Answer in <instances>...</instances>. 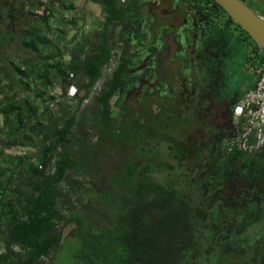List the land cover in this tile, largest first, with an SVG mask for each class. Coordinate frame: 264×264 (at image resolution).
<instances>
[{"label": "trees", "instance_id": "obj_1", "mask_svg": "<svg viewBox=\"0 0 264 264\" xmlns=\"http://www.w3.org/2000/svg\"><path fill=\"white\" fill-rule=\"evenodd\" d=\"M74 1L49 0L42 7L45 22L34 19L25 27L20 45L29 52H38L39 59L30 62L24 57L19 64H12L20 86H10L8 79L0 78V264H35L42 257L51 264L63 244V219L75 225L73 234L76 232L79 242L72 258L78 259L77 264H193L187 259V252L195 228L189 206L176 187L156 183L145 173L139 177V166L131 155H125L116 166L111 165L109 171L104 168L108 157L120 155L116 145L124 146L135 138L142 140L140 125L130 124L127 113L118 120L109 110L114 93L128 83L124 72L129 63L122 61L104 74L114 52L109 26L116 23L143 35L138 27V0H101L102 30L94 33L92 42L79 38L67 49L64 30L54 37L48 35V17L55 7L73 9ZM194 2L214 12H225L215 0ZM225 14V25L241 28ZM6 39L1 38L0 47ZM73 76H78L79 82ZM53 84L60 86L59 95L51 93ZM98 84L97 91L94 88ZM71 85L76 86V92L68 96ZM80 90L82 93L78 94ZM93 91H97L94 96ZM66 96L76 99L68 112L58 101ZM89 97L94 104L90 126L99 138L86 141L77 137L71 143L69 135L76 113ZM56 102L63 116L52 111ZM40 107L44 113L36 116ZM15 145H35L40 152L34 159L6 152ZM68 170L79 176L100 171L110 174L114 186H107L103 195L114 216L110 225L88 223L87 214L65 208L59 183ZM79 191L92 193L93 188L80 187ZM61 209L66 210L67 216L62 218Z\"/></svg>", "mask_w": 264, "mask_h": 264}, {"label": "flooded vegetation", "instance_id": "obj_2", "mask_svg": "<svg viewBox=\"0 0 264 264\" xmlns=\"http://www.w3.org/2000/svg\"><path fill=\"white\" fill-rule=\"evenodd\" d=\"M185 1L181 25L192 31L193 39L189 36L183 48L178 46L183 55L180 61L183 70L178 73L179 90L175 92L176 96L173 93L166 95L168 100L175 96V112L170 114L167 100L164 106L160 105L159 114L151 108V103L144 106L154 91L159 94L153 86L143 87L134 108L116 101L115 117L120 120L123 113H127L130 124L140 125L138 131L142 137L141 141L136 138L130 141L132 149H126L124 154L131 155L139 166V177L145 173L156 183L175 186L188 204L195 236L187 259L193 264H264V148L247 153L227 147L239 131L240 118L233 115L234 103L254 86L264 66V49L242 27L225 25V12H214L194 0ZM241 1L264 18V0ZM38 2L0 0V40L7 38L4 46L17 35H23L25 27L34 20L26 16L33 13L29 5L38 7ZM25 4L29 10L24 9ZM146 10L142 14L139 7L140 29L142 25L148 27L154 22H162L163 18L156 17L151 6ZM163 10L169 20L168 10L166 7ZM21 20L25 25L18 30L16 25ZM221 21L219 32H215L214 26ZM130 32L135 36L134 30ZM143 39L140 35L131 40L139 41L142 46ZM161 41L159 46L156 42L152 44L155 49L150 45L148 53L144 54L145 58L153 57L145 66L143 76L155 74L163 67ZM186 48H189L187 55L184 54ZM238 60L241 65L237 63V67L235 62ZM152 113L160 119L159 132L152 129L155 117ZM173 125L179 130L192 128L194 133L196 130L201 132L200 141L189 157L180 152L193 140L189 135L179 145L172 142L168 127ZM132 135L135 136V132ZM116 150L119 153V149ZM235 150L244 153L236 155Z\"/></svg>", "mask_w": 264, "mask_h": 264}, {"label": "rangeland", "instance_id": "obj_3", "mask_svg": "<svg viewBox=\"0 0 264 264\" xmlns=\"http://www.w3.org/2000/svg\"><path fill=\"white\" fill-rule=\"evenodd\" d=\"M100 1L101 0H75L74 8L66 11L62 10L60 7H55L53 12L50 13V16L48 17V24L50 26L48 35L54 37L57 33H59L60 30H64L66 43L65 46L67 47V49H70L74 45V42L79 38H85L87 40V43L92 42L94 33L102 30L101 24L103 22V15L101 13ZM149 1L151 0H138L137 3L140 7L141 13H146L147 6H151L152 12L156 14V17L163 19L162 22H154L148 27L142 25V28L140 30V32H142L143 34L142 36L144 37L142 46L138 44L139 41H133L134 39L139 38L141 34L139 35L138 33H136L135 36H133L130 31L125 30L124 28L118 26L116 23H113L109 26V35L111 43L114 46V52L109 64L105 68L104 74H109L116 66L121 65L122 61H126L127 65L129 63L128 69L124 72L128 83L123 87L122 91L119 90L115 92L111 98V106L109 107V110L114 117L116 116V111H114V109L116 108L115 102L120 101L122 104H127V106L134 108L135 106H137L138 99L140 97V94L142 93V89L146 85L149 87L153 86L152 88L154 90H157L159 94L154 91L151 94V99L148 103L146 102L144 106H148L151 103L153 105L151 108H153L155 112L159 114L161 112L160 105L162 104L164 106L165 101L167 100L169 102L168 107L170 114H172L173 111L175 112L174 109L176 108V104L174 99L176 96L175 92L179 90L178 78L180 77L178 76V73L183 70L182 64L180 62L183 55L179 51L178 46H185L189 36L191 40L193 39L191 36L192 31H190L186 25H181L182 18L185 16L186 1L157 0L158 3H156V0L151 1L152 3H149ZM48 2L49 0H39L38 7L34 6V8H32V5H29L31 9L30 11H33V13L32 15L26 14V16L29 18L32 17V19H40L42 22H45V19L42 17V7ZM27 6L28 5L24 7L25 10H29L26 8ZM200 6H202V4H200ZM165 7L168 10V14H170L169 20H167L164 16L166 10H163V8ZM217 16L218 19H220L221 16ZM144 19L147 20V18L145 17ZM187 23L189 24V22ZM218 24V26H214L215 32H219L218 28L220 24H223V22L221 21V23ZM24 25L25 21L21 20L18 21L16 27L18 30H20L24 27ZM184 28H187L188 31ZM17 36L5 46L0 47V78L8 79L7 81L10 82V86L15 87H19L20 83L17 80V74L13 71L12 64H19L24 57H27L28 61L30 62H34L39 59V53L36 51L29 52L27 49L23 48L20 45V37ZM129 37L130 39H128ZM203 37L204 36H201L202 39ZM160 39H162L161 42H163V46L160 49L162 50L161 59L163 62V67L159 69V71H157V73L155 74L147 73L146 76H143L145 66L149 65V61L152 60L153 57V55L149 56L148 54L149 57L145 58L144 54L146 52L148 53L149 46L154 44L155 42L159 46ZM188 53L189 48H186L184 54L187 55ZM133 54L135 55L133 56ZM64 58H68V53L65 54ZM235 63H239L241 65L239 60ZM185 73H187V71H185ZM73 78L74 81L79 82L78 76H73ZM170 87L173 89H169ZM51 88V93L55 95H59L61 93V88L58 84H53ZM94 89L98 91L99 84L96 85ZM97 91H93L92 95L94 96ZM77 92H79L78 94H81L82 90ZM171 93H173V95L175 94V96L173 98L171 97L170 100H168L166 98V95H169ZM67 94L68 96H70L69 93ZM245 94L237 102L234 103V106L241 101ZM68 96H66V98L64 99H62L61 97L58 98L59 104L65 106L64 112L71 111L74 108L76 102L75 98H69ZM92 97L84 100L79 111L76 113V123L69 135L71 143L76 141L77 137H82L86 141H93L99 138V135L90 126V110L94 106ZM57 102L55 104V107H52V111L56 115L62 114L63 116L64 113L58 108L59 104ZM43 110V107H40L38 110H36V116L43 115ZM152 114L150 116L154 115ZM158 116L160 117V115ZM153 119L154 121H152V129H154L156 132H159L160 119H157V116L153 117ZM193 124L197 125L195 122ZM245 126V119L240 118L239 131L237 135L229 141L230 143H227V147L244 150L239 139L241 137V133L245 129ZM168 128H170V131L168 132L169 137L171 138L172 142L178 145L181 142L186 141V138L190 135V140H193V142H189V145H185L187 147L184 146L182 153L180 152V155L184 154L185 156L189 157V155L192 153V148H194L200 141L199 134L201 132L196 130V133H194V129L192 128L179 130L177 126L175 127V125ZM193 133L195 135H193ZM147 141L146 143L148 144ZM250 142L251 144H253V147L246 148L244 152L250 153L252 151L264 148V142L256 144V142L253 140V137H251ZM132 146L133 144L130 143H127L124 146L116 145V147L119 148L118 154L120 155L118 157H108L109 160L105 162L104 168L109 171V167L111 165L116 166L119 161L125 157L124 152H126V149H132ZM113 147H115V145H113ZM59 149L60 146L58 145V147H56V150L58 151ZM164 149H166V146H164ZM6 152L21 153L34 159L37 157L40 150L35 145H15L7 149ZM109 185L114 186L110 180V174H108L106 171L95 172L92 176H79L74 174L71 170H68L66 171L64 178L59 183V187L63 189V193L60 199L64 202L66 209L75 213H80L82 215L87 214L88 218L86 219L88 220V223L91 222L99 226L110 225L114 216L108 208V201L104 199L103 196L105 188ZM80 187L93 188V192H81L79 191ZM60 214L62 218L67 216V212L65 209H61ZM61 227V242L63 244H61V246L57 248L51 264H77L79 262L78 259L75 260L74 258H72L73 252L76 250L75 245L79 242L76 232L75 234H73L75 225L74 223L65 222V220L63 219V221L61 222ZM51 254H54L53 251ZM35 264L50 263L47 258L42 257L38 259Z\"/></svg>", "mask_w": 264, "mask_h": 264}, {"label": "built area", "instance_id": "obj_4", "mask_svg": "<svg viewBox=\"0 0 264 264\" xmlns=\"http://www.w3.org/2000/svg\"><path fill=\"white\" fill-rule=\"evenodd\" d=\"M76 92V86L71 85L68 93L73 96ZM233 115L236 118L245 119V129L241 133L240 143L244 150L253 147L250 140L256 144L264 142V66L253 87H251L233 108Z\"/></svg>", "mask_w": 264, "mask_h": 264}, {"label": "water", "instance_id": "obj_5", "mask_svg": "<svg viewBox=\"0 0 264 264\" xmlns=\"http://www.w3.org/2000/svg\"><path fill=\"white\" fill-rule=\"evenodd\" d=\"M264 49V18L241 0H215Z\"/></svg>", "mask_w": 264, "mask_h": 264}]
</instances>
